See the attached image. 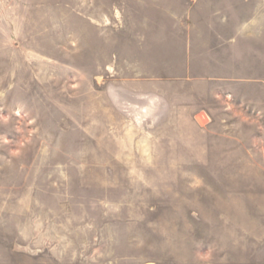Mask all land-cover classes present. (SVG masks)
Instances as JSON below:
<instances>
[{
    "label": "rangeland",
    "instance_id": "rangeland-1",
    "mask_svg": "<svg viewBox=\"0 0 264 264\" xmlns=\"http://www.w3.org/2000/svg\"><path fill=\"white\" fill-rule=\"evenodd\" d=\"M264 264V0H0V264Z\"/></svg>",
    "mask_w": 264,
    "mask_h": 264
},
{
    "label": "crops",
    "instance_id": "crops-1",
    "mask_svg": "<svg viewBox=\"0 0 264 264\" xmlns=\"http://www.w3.org/2000/svg\"><path fill=\"white\" fill-rule=\"evenodd\" d=\"M23 264H28V263H23Z\"/></svg>",
    "mask_w": 264,
    "mask_h": 264
}]
</instances>
